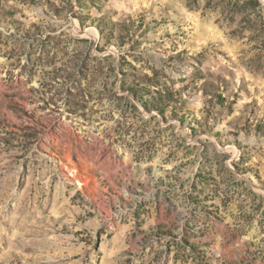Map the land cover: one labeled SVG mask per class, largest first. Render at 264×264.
Returning a JSON list of instances; mask_svg holds the SVG:
<instances>
[{"label":"rangeland","instance_id":"1","mask_svg":"<svg viewBox=\"0 0 264 264\" xmlns=\"http://www.w3.org/2000/svg\"><path fill=\"white\" fill-rule=\"evenodd\" d=\"M0 264H264V0H0Z\"/></svg>","mask_w":264,"mask_h":264}]
</instances>
